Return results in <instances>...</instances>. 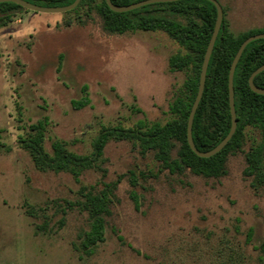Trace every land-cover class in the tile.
I'll return each mask as SVG.
<instances>
[{
  "label": "rangeland",
  "instance_id": "374dc122",
  "mask_svg": "<svg viewBox=\"0 0 264 264\" xmlns=\"http://www.w3.org/2000/svg\"><path fill=\"white\" fill-rule=\"evenodd\" d=\"M217 1L233 34L264 30V0ZM31 14L39 18L18 12L0 27V264H264V181L244 174L256 127L243 129L219 177L171 173L137 138L108 140L76 176L34 166L19 140L33 126L48 154L59 141L90 156L103 127L143 131L174 119L192 71L169 67L187 51L162 30L108 34L85 7ZM102 190V238L86 252L83 203Z\"/></svg>",
  "mask_w": 264,
  "mask_h": 264
},
{
  "label": "trees",
  "instance_id": "16d2710c",
  "mask_svg": "<svg viewBox=\"0 0 264 264\" xmlns=\"http://www.w3.org/2000/svg\"><path fill=\"white\" fill-rule=\"evenodd\" d=\"M25 1L38 6L58 7L68 5L74 0ZM137 1L140 0H111L115 5H128ZM83 7L86 12L93 10L99 15L101 28L108 34L137 29L166 32L187 51L185 55L177 53L168 59L172 70L191 66L192 75L185 82L187 95L173 102L170 110L175 114V118L164 125L154 124L143 131L141 126L137 130L119 126L103 127L92 144L93 151L90 156L68 152L59 141L53 142L52 155L48 154L42 146V126L35 125L33 134L26 138L19 137V140L27 149L36 168L56 172L69 171L76 176L80 170L91 167L93 162L101 158L103 147L108 140L137 138L141 152L153 151L155 158L171 173L181 175L188 171L204 178L219 177L226 173L228 156L241 148L244 140L243 129L251 126L260 131L261 140L246 154L244 174L250 176L259 173L260 176L256 175L259 182L264 181V95L253 92L248 86L250 74L264 63V39L253 40L247 44L234 71V107L237 118L235 133L221 151L208 158H202L197 156L187 143L186 125L197 93L204 53L214 28L215 6L208 0H178L148 4L126 12H114L109 9L105 0H80L74 9L65 14L77 13ZM222 9L225 14V9ZM18 12L28 10L12 2L0 3V27L13 22ZM70 23L69 20L65 22L67 26ZM262 32V29H250L235 35L228 30L223 18L208 62L203 94L192 122V140L199 151L212 149L228 133V73L231 62L243 40ZM253 83L264 88V70L254 77ZM86 102L87 99H84L80 105ZM174 149L176 150L173 157ZM108 191L112 193L111 189ZM108 191L89 194L83 203V208L91 220V230L84 234L82 240V247L86 252L102 238ZM135 195L132 193V199L137 204ZM261 249L264 250V240Z\"/></svg>",
  "mask_w": 264,
  "mask_h": 264
},
{
  "label": "water",
  "instance_id": "95a60500",
  "mask_svg": "<svg viewBox=\"0 0 264 264\" xmlns=\"http://www.w3.org/2000/svg\"><path fill=\"white\" fill-rule=\"evenodd\" d=\"M173 1H178V0H140V1L128 4V5H115L111 2V0H105L109 9L114 11V12H126V11H130V10H133V9H136V8L148 5V4L173 2ZM208 1H210L216 8V19H215L213 31L211 33L210 39L208 41V44H207V47H206V50L204 53V57H203L202 65H201V70H200V75H199L198 89H197V93H196V96L194 98V101L192 103L191 109L189 111V115H188V119H187V125H186L187 143H188L190 149L197 156L202 157V158H208V157L213 156L214 154L218 153L219 151H221V149H223V147L227 144V142L231 139V137L235 133V130L237 127V118H236L235 107H234V90H233L234 71H235L237 62H238L244 48L247 46V44L253 40L264 39V33H258V34L251 35V36L247 37L239 45V47H238V49H237V51L233 57V60L231 62V65L229 68V73H228V103H229V112H230V128H229V131L226 134V136L212 149H210L208 151H199L194 146V143L192 140V122H193L194 113L197 109L198 103H199V101L202 97V94H203L208 62H209L210 55H211V52H212V49L214 46V42H215V39H216L217 34L219 32L221 22H222V18H223V11H222V7L219 4V2L217 0H208ZM2 2H12V3H15V4L19 5L20 7L28 10V11H32V12H36V13H40V14H57V13H65V12H68V11L74 9L78 5L80 0H74L72 3H70L68 5L58 6V7L38 6V5H34V4H32L28 1H25V0H0V3H2ZM263 70H264V63L262 65H260L259 67H257L250 74V76L248 78L249 88L253 92L260 94V95H264V88H260V87L255 86L253 83V79L257 74H259Z\"/></svg>",
  "mask_w": 264,
  "mask_h": 264
},
{
  "label": "crops",
  "instance_id": "0c3cea01",
  "mask_svg": "<svg viewBox=\"0 0 264 264\" xmlns=\"http://www.w3.org/2000/svg\"><path fill=\"white\" fill-rule=\"evenodd\" d=\"M32 11H28V12H22L23 17L25 18H30V19H36L39 18L38 15H32L31 14ZM36 13V12H34ZM36 14H40V13H36ZM43 15H48V14H43ZM19 20V19H18Z\"/></svg>",
  "mask_w": 264,
  "mask_h": 264
}]
</instances>
